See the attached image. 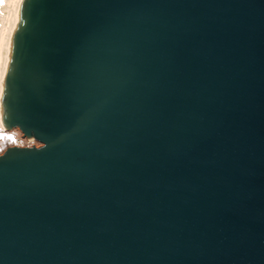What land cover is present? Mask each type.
I'll list each match as a JSON object with an SVG mask.
<instances>
[{
	"label": "water",
	"instance_id": "obj_1",
	"mask_svg": "<svg viewBox=\"0 0 264 264\" xmlns=\"http://www.w3.org/2000/svg\"><path fill=\"white\" fill-rule=\"evenodd\" d=\"M1 108L0 264H264V0H23Z\"/></svg>",
	"mask_w": 264,
	"mask_h": 264
},
{
	"label": "bare ground",
	"instance_id": "obj_2",
	"mask_svg": "<svg viewBox=\"0 0 264 264\" xmlns=\"http://www.w3.org/2000/svg\"><path fill=\"white\" fill-rule=\"evenodd\" d=\"M22 3H23V0H13V8H12V10L14 11L13 17H11V14H10V17L12 19L8 20L6 18V20H2L4 21L3 24L2 25L0 24L1 25L0 26V126L4 130H7V129L5 128L3 121H2L1 102H2L3 92H4V87H5L7 70L9 66L11 45H12L13 37H14L15 31L18 25ZM2 17H6V16H2Z\"/></svg>",
	"mask_w": 264,
	"mask_h": 264
},
{
	"label": "rangeland",
	"instance_id": "obj_3",
	"mask_svg": "<svg viewBox=\"0 0 264 264\" xmlns=\"http://www.w3.org/2000/svg\"><path fill=\"white\" fill-rule=\"evenodd\" d=\"M12 8H13V0H0V24L1 25L4 22L2 20H6V18L8 20L12 19L11 17H13V12H14ZM7 11L9 12V14ZM10 14H11V17H10ZM2 16H6V17H2ZM39 145L40 143L36 141L35 139H33L32 137L30 138L24 137L18 128H12L11 130H4L0 126V154H2L5 151V149L9 146H36L37 147Z\"/></svg>",
	"mask_w": 264,
	"mask_h": 264
}]
</instances>
